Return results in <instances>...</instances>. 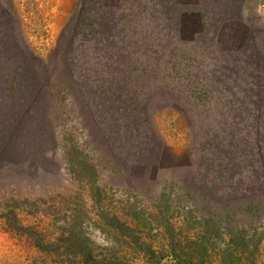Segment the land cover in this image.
<instances>
[{"label": "rangeland", "instance_id": "rangeland-1", "mask_svg": "<svg viewBox=\"0 0 264 264\" xmlns=\"http://www.w3.org/2000/svg\"><path fill=\"white\" fill-rule=\"evenodd\" d=\"M7 2L10 11L0 14L2 99L8 80L20 78L27 88L21 105L28 95L29 109L36 103L44 110L34 117L40 130L18 144L11 138L6 153L0 146V264H74L64 249L44 251L14 230L10 210L53 243L79 215L95 255L127 264H225L230 232L244 230L262 241L254 256L239 246L227 264H264V101L257 100L264 91V0ZM238 49L248 50L251 66L243 68L253 71L230 73L245 60ZM92 80L109 111L110 95L122 100L124 108L107 113L112 120L76 97ZM229 122H238L237 132ZM216 136L232 144L223 153L228 161L205 149ZM65 137L95 174L93 167L89 178L72 173L60 148ZM221 203L231 206L220 213ZM112 217L133 236L109 223ZM171 235L180 259L169 254Z\"/></svg>", "mask_w": 264, "mask_h": 264}, {"label": "trees", "instance_id": "trees-1", "mask_svg": "<svg viewBox=\"0 0 264 264\" xmlns=\"http://www.w3.org/2000/svg\"><path fill=\"white\" fill-rule=\"evenodd\" d=\"M7 1L0 0V14L1 15L4 13H7V10L10 11V5ZM101 15L103 16V14H101ZM126 20L128 21V19H126ZM118 23H120V22H118ZM89 25H92V24L89 23ZM119 25L124 29V26L121 23ZM107 28H108V26H107ZM238 50L241 51L238 53H240L241 56H244L245 60L243 59V62H241V64H240L241 66L236 65L235 67L230 68V73L231 74H233V73L234 74L235 73L241 74V71H242V73L244 74L245 71H247V72L249 70L253 71L254 67H246V69L243 68L244 64H248L247 66H251L249 64L248 57L246 59V56L249 55V54H247L248 50H240V49H238ZM159 52H161L163 54V56H166L167 58L172 56V54H171L172 52L169 49H166L164 47L162 48V51H159ZM162 54H157V55L160 58V57H162ZM231 59H232V61L234 60L236 63L237 60H235V58L232 57V58H230V60ZM215 65L216 64H214V66ZM260 71L262 72V74L264 76V65L260 68ZM3 77L10 79V77L6 74H3ZM25 77H28V76L25 74ZM19 80H20V78H13V77H12V79L8 80V84L10 86V91H9L8 95L4 98V100L2 99V95L0 92V103H1L0 115L3 114L5 116V118L0 119V131L4 133L5 138H6V140H4L6 145H2V143H0V146H2L3 150L5 149L3 151L5 153H6V151H10V147H9L10 144L9 143H11L10 142L11 138H12V142L14 144H18L16 142L21 141V137H23V135L26 132H29V130H34L35 132L37 130H40V125L35 126V128H34L35 122L37 124V121H39L36 118L34 119V117L37 116L40 109L42 110L43 107L41 106V104L38 105V104L34 103L31 106V109H29L28 107H29V104L32 103L31 102L32 99H31V97H28V95L24 98L23 104L21 105L20 98H21L22 92H24L23 94L25 96L27 93V88L24 86L22 87L21 80H20V82H19ZM92 82L94 83L93 88L80 89L78 91L76 97L79 99L84 97V100L89 101V105L91 104V106L94 109H96L95 111L98 114L102 115V118H104L106 120H112V118L107 113L116 112L117 110L124 108L123 105L119 103V102H122V100L120 101L117 99L119 101V102H117L115 100L116 99L115 96L110 95L109 100L111 101V105H110L111 110L109 111L108 110L109 106H107V103L103 99L102 94L100 92V89L98 87H96L98 85H96L93 80H92ZM221 83H222V88L224 90V93L226 94L228 84L223 82V81ZM34 85H35V87H34ZM34 85L28 90V91L32 92V94H34L38 90L36 88V83H34ZM1 86H2V84H0V91H1ZM57 90H58L57 92H60V93L62 92V88L58 87ZM67 92H68L67 94L69 95V92H71L70 89H67ZM35 96L38 97V94ZM259 99L261 101H264V91H263V96H261L260 94H259V96L257 95V100H259ZM74 102H77V101H74ZM125 102H130V103L133 102V98L130 94L126 95ZM118 103H119V105L117 107ZM202 103L203 102H201V104ZM253 108L255 109V106ZM234 116L235 115H233V117ZM247 116H248L247 118H249V119L251 118L250 114H247ZM234 119H235V117H234ZM236 123H238V122H231V123L229 122L228 123L229 126L230 125L232 126V128L234 129L235 132L238 131ZM149 134H150V128L145 131V135H144L148 144H150V141H149L150 138L148 137ZM121 136L125 137V136H127V133H124ZM1 137H3V136H1ZM216 137H218L219 139L214 138L212 140V137L209 139L207 145L205 146V149L211 150L210 154H212V157H213V153H217V154L223 155L224 159L226 161H228V159L230 158L229 153H228L227 158L224 154L227 151V149H229V150L231 149L232 144L228 145L227 141H226L227 139L225 137H222V136L221 137L216 136ZM126 138L127 137H125L124 139H126ZM212 141H214V143L216 145H218L219 147L217 146V148H214V146L212 145ZM151 142H152V139H151ZM56 147H59L58 139H57ZM60 148H62V151L64 153V158L68 156L67 165L70 167V170L72 171V173L78 172L79 177L81 179L89 178L88 173H89L90 167H93L94 174L97 172L93 163H91V161L84 154L80 153V147L76 146L75 143H72V144H71V142L69 143L68 138L66 139V137H65V140L61 144ZM2 149L0 147V151ZM92 178H93V180H95L94 177H92ZM219 205L221 206V208H220L221 212L220 213L227 211L231 206L230 203H221ZM253 205H254V201H249L246 204V206L244 205V207L247 210H249V209L251 210ZM5 216L7 217L9 222H11V227L14 230H17V231L22 232V233H27L28 235H30L34 239L36 245L40 249H42L44 251H56V252H58L61 249H64L67 252V254H69L70 256L73 257L74 264H127V263L121 262V261H114V260H107V259L99 258L95 255L91 245L88 242L86 232L84 231V224H85L84 222L85 221L80 220L79 215H76V217L78 218V221H73L72 223H68V224L65 223L66 225L64 226V231L61 234L58 241L55 243L45 241V239L42 238L39 234H37L36 231H34L33 229H31L29 227L22 225L19 222V219L17 218V215L15 214V212L13 210H10ZM104 216L102 215V218H104ZM107 219H108L109 223H111L116 228H119L120 230H123L124 232H128L127 234H129V235L131 234L130 236H133V232H132L133 229H131L125 223L118 220L117 217H112L111 219H109V218H107ZM171 232H173L172 229H171ZM253 235H251V237L255 238L257 233L255 232V234H253ZM171 236H172V238H171V244H170L171 247L169 250V254L173 255L177 259H180L182 253L179 252L175 248L176 244H175L174 237H173L174 235H171ZM262 238H263V236L260 235L259 238H257V240L254 242L253 240H249V233L245 232L244 230L231 231L229 244L227 245V247H224L221 251L223 262L225 264H227V263H229L230 260H234L235 253H239L241 251V250H239V246H246V248L242 249L243 252H245L246 250H249V248H251V250H252L251 255L253 254V256H254V253L258 249V245L262 241ZM235 239H237L238 242H235ZM252 245L254 246L253 248H252ZM145 250H146L147 255H151V256L155 257L156 252L153 251V249L151 247H149L148 249H145ZM187 262H188L187 264H194L191 261H187Z\"/></svg>", "mask_w": 264, "mask_h": 264}]
</instances>
